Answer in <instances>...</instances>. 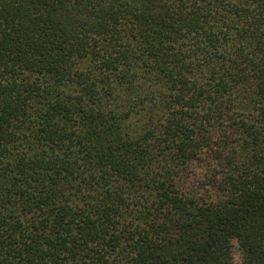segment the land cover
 <instances>
[{
  "label": "trees",
  "instance_id": "1",
  "mask_svg": "<svg viewBox=\"0 0 264 264\" xmlns=\"http://www.w3.org/2000/svg\"><path fill=\"white\" fill-rule=\"evenodd\" d=\"M0 264H264V0H0Z\"/></svg>",
  "mask_w": 264,
  "mask_h": 264
},
{
  "label": "rangeland",
  "instance_id": "2",
  "mask_svg": "<svg viewBox=\"0 0 264 264\" xmlns=\"http://www.w3.org/2000/svg\"><path fill=\"white\" fill-rule=\"evenodd\" d=\"M236 258L238 259V252L236 253Z\"/></svg>",
  "mask_w": 264,
  "mask_h": 264
}]
</instances>
